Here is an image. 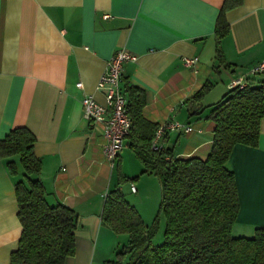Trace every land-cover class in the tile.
Listing matches in <instances>:
<instances>
[{
	"label": "crops",
	"instance_id": "0c3cea01",
	"mask_svg": "<svg viewBox=\"0 0 264 264\" xmlns=\"http://www.w3.org/2000/svg\"><path fill=\"white\" fill-rule=\"evenodd\" d=\"M223 1L0 0V140L14 127L30 130L46 202L77 214L74 253L63 264L113 259L111 245L119 234L100 218L110 190L119 188L125 199L123 187L136 195L127 201L140 214L149 211L144 195L153 201L159 186L153 172L140 173L143 165L129 138L112 167L104 160L101 126L84 117L82 98L105 104L98 79L108 58L124 48L136 60L123 64L120 87L127 83L146 94L143 117L194 128L166 133L162 146L175 157L204 158L211 148L214 123L207 116L213 104L233 80L264 60V0H241L225 12L229 30L217 58L214 28ZM190 58L196 62L187 65ZM205 82L210 91L191 102ZM9 159L17 172L11 175L0 158V264H10L21 234L14 184L24 181V172L17 155ZM117 162L124 177L136 179L118 183ZM225 166L234 174L238 196L232 235L251 237L264 227V117L257 145L235 144Z\"/></svg>",
	"mask_w": 264,
	"mask_h": 264
},
{
	"label": "trees",
	"instance_id": "16d2710c",
	"mask_svg": "<svg viewBox=\"0 0 264 264\" xmlns=\"http://www.w3.org/2000/svg\"><path fill=\"white\" fill-rule=\"evenodd\" d=\"M241 0H224L214 28L216 56L220 40L228 33L225 12ZM212 85L205 82L192 96L200 102ZM121 88V87H120ZM131 129L129 147L143 165L141 174L153 172L160 186L159 211L164 217L163 241L153 244L156 222L146 225L119 188L103 201L101 223L127 242L104 264H264V227L251 237L233 236L238 211L234 174L225 163L237 143L256 146L259 122L264 117V76H251L243 88H231L213 104L207 119L214 123L211 148L204 157H175L170 148L154 151L150 145L158 125L145 119L146 94L124 84ZM124 94V93H123ZM126 97V96H125ZM34 135L14 127L0 140V158L15 175L9 158L18 156L24 181L14 184L21 234L10 264H63L74 253L78 216L69 207L49 205L39 180L41 162L33 152ZM118 160V159H117ZM118 183L133 181L119 170Z\"/></svg>",
	"mask_w": 264,
	"mask_h": 264
},
{
	"label": "built area",
	"instance_id": "2783aa9c",
	"mask_svg": "<svg viewBox=\"0 0 264 264\" xmlns=\"http://www.w3.org/2000/svg\"><path fill=\"white\" fill-rule=\"evenodd\" d=\"M107 17V14L104 15ZM136 60V55L124 48L117 49L106 61L103 72L101 73L97 89H104L105 104L97 103L92 96L84 95L81 100L82 112L84 117L91 125H100L104 139L102 146V155L104 160L112 167L124 147L125 140L131 129V118L127 111V99L120 88L123 64ZM196 62V58L186 59L185 63L191 65ZM251 76H264V60L252 66L248 73L230 83L231 88H243L248 78ZM77 87H81L78 82ZM194 128L190 125H184L178 121H165L158 125L151 142V149L161 150L162 139L170 131L188 133ZM200 131V129H196ZM130 190L136 191L133 183H130Z\"/></svg>",
	"mask_w": 264,
	"mask_h": 264
},
{
	"label": "rangeland",
	"instance_id": "374dc122",
	"mask_svg": "<svg viewBox=\"0 0 264 264\" xmlns=\"http://www.w3.org/2000/svg\"><path fill=\"white\" fill-rule=\"evenodd\" d=\"M221 99V98H219ZM128 186V185H127ZM123 191L126 194V200L131 201L132 197H136V195H129L127 194L126 187H123ZM138 195V193H137ZM153 201H151V196H148L147 194L144 195V203L145 207H149V211L147 208L145 210H142V212L139 214L144 221L146 225H152L155 221H157L156 224V232L153 236L152 243L153 244H159L163 241V232H164V217L162 213L159 211V201H160V187L158 186L157 195H152ZM127 242V235L126 234H119L118 239L111 245V254L110 256H114L115 252L121 247V245L125 244Z\"/></svg>",
	"mask_w": 264,
	"mask_h": 264
}]
</instances>
